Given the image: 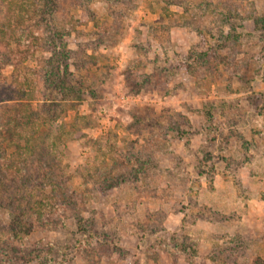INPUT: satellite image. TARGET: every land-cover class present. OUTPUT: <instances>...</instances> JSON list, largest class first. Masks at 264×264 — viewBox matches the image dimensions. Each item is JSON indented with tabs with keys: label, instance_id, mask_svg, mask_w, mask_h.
<instances>
[{
	"label": "rangeland",
	"instance_id": "obj_1",
	"mask_svg": "<svg viewBox=\"0 0 264 264\" xmlns=\"http://www.w3.org/2000/svg\"><path fill=\"white\" fill-rule=\"evenodd\" d=\"M105 1L0 0V100L38 89L35 56H69L73 94L78 56L99 58L82 101L21 135L23 155L1 144L2 165L52 170L61 205L39 218L22 206L33 230L0 237V264L264 258V0Z\"/></svg>",
	"mask_w": 264,
	"mask_h": 264
},
{
	"label": "trees",
	"instance_id": "obj_2",
	"mask_svg": "<svg viewBox=\"0 0 264 264\" xmlns=\"http://www.w3.org/2000/svg\"><path fill=\"white\" fill-rule=\"evenodd\" d=\"M87 1L90 2V0ZM105 2H108V8L113 9L121 4L118 3L119 0H106ZM84 6L85 5L82 4V8H84ZM88 16L89 15H87V17ZM96 18L97 17L91 16L90 21L96 22ZM24 19H28L26 14L19 17L20 22ZM95 26L98 27L97 24H95ZM99 26L101 27L102 23H100ZM2 31H4V29L1 28L0 33H2ZM102 33L104 32H101L99 35H102ZM7 48V51H9L10 47L7 46ZM16 48H18L17 45L13 47L14 50H16ZM54 48L55 46H53V50ZM37 50H40V53H42V51L44 52L42 47L40 49L37 47ZM94 52L95 49L91 48L90 53L86 52L81 54V56H78V61H75V69L77 68V72L82 73L76 77L79 89L74 94L70 89L69 81H67V79L65 80V77H72L71 72L67 67L68 60L70 59L69 56L64 55V57L66 56V63H56L54 66L51 58L45 61L44 59H39V57L35 56L34 61L37 64L36 69H32L30 72L34 78V83L36 82L35 85L37 84L38 86V84H40L38 89L34 92L26 91L25 88H20V90L12 88L10 89L9 94H6V98L0 100V154H6V148L1 147V144L6 140L7 143L12 144V147L14 145L16 148L15 151L18 155H23V150L26 148V145L23 146L20 143V138L23 133L33 135L35 133V127L41 126L49 120H53L60 103H73L83 100V87L90 88L92 83V75L90 74L89 67L96 65L99 62V58H95L91 55ZM34 54L32 53V55ZM11 80L12 82L15 81L13 78H11ZM36 100L40 102L39 108H30V103ZM16 138H19L18 143L14 142ZM3 157L4 156H0V160ZM24 162L25 161L21 159L18 164L21 163V165H23ZM41 168L42 170H29L27 173L25 168L21 166L19 169L18 166L16 167L12 164L10 165L6 163L2 165L0 163V210L4 208L8 212L7 224L5 225L0 222V237L7 234L15 240H20L23 235H28V233L33 230V227L31 229L33 222L23 220L19 217L23 210L21 208L22 206H28V209L31 212V216H29L30 218H39L57 210L61 205V203L53 201L55 198L53 192L58 186V181L54 177L55 174L52 170H46V165H42ZM10 170H15L17 177L15 183H13L14 181H12V179L9 180V178H12V173L9 172ZM6 173L9 174V178L4 177L3 174ZM47 186L50 190L46 194L42 191L38 194V198L35 200L32 201L30 200L31 198L29 199V192L27 191L31 192L36 187L44 188ZM6 188L8 189L6 190ZM19 189H24L25 191L22 192ZM4 193L7 194L6 204H4L1 199V197H4ZM16 202H18V205L14 204ZM60 202H62V200ZM251 264H264V258H255L252 260Z\"/></svg>",
	"mask_w": 264,
	"mask_h": 264
}]
</instances>
